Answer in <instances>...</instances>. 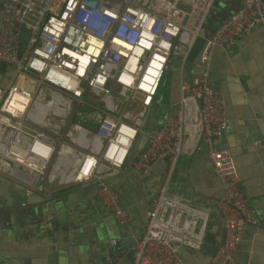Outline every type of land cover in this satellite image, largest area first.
<instances>
[{
  "label": "built area",
  "instance_id": "obj_1",
  "mask_svg": "<svg viewBox=\"0 0 264 264\" xmlns=\"http://www.w3.org/2000/svg\"><path fill=\"white\" fill-rule=\"evenodd\" d=\"M222 6L221 0H0V73L9 75L0 85V176L25 194L46 197L91 180L99 201L124 222L126 210L105 173L126 160L147 170L165 159L143 230L129 243L128 264H185L178 247L203 248L207 215L166 188L177 155L203 151L221 182L207 202L221 215L222 236L202 264H238L233 250L244 225L261 220L231 152L214 143L227 117L209 64L215 46L226 47L255 24L264 29V1L237 0L220 16ZM210 14L217 22L200 35ZM198 36V71L182 76ZM174 58L177 96L143 145V123ZM138 143L143 148L135 151Z\"/></svg>",
  "mask_w": 264,
  "mask_h": 264
},
{
  "label": "crops",
  "instance_id": "obj_2",
  "mask_svg": "<svg viewBox=\"0 0 264 264\" xmlns=\"http://www.w3.org/2000/svg\"><path fill=\"white\" fill-rule=\"evenodd\" d=\"M216 22L214 18L213 25ZM201 42L202 36L197 38L195 53L183 66L182 76L198 71L193 62ZM209 82L221 90L227 117L226 126L214 143L231 152L240 186L261 220L259 225H244L233 258L238 264H264V29L259 24L226 47H214ZM165 167L166 160L158 159L147 170H134L126 160L105 173L126 210L124 222L117 221L99 201L91 180L56 189L51 196L77 192V196L70 198L71 205L65 207V226L37 229V223L21 224L22 218L15 217L9 227L0 222V264H36V260L48 253L62 258L65 264H93V249L96 263L102 264L96 254L109 238L115 239L119 253L111 264H128L129 243L143 230L149 199ZM166 191L187 205L206 211L203 244L213 245L220 233L221 215L207 198L220 193L221 182L213 174L203 151H182L177 155ZM10 192V185L0 184L1 197L16 196ZM57 207L55 204L50 207L54 214H48L47 218L59 212ZM183 255L189 264H202L194 251Z\"/></svg>",
  "mask_w": 264,
  "mask_h": 264
},
{
  "label": "water",
  "instance_id": "obj_3",
  "mask_svg": "<svg viewBox=\"0 0 264 264\" xmlns=\"http://www.w3.org/2000/svg\"><path fill=\"white\" fill-rule=\"evenodd\" d=\"M264 1V0H263ZM221 3H224V6L220 8L218 11V14L220 16H224V14L227 12V6L231 5V8L233 9L237 3V0H221ZM215 18L213 14H210L208 17V21L200 28L199 34L204 35L208 34L212 28L213 23L212 20ZM168 70V69H167ZM166 70V71H167ZM166 74L163 75L158 90L164 85L166 78ZM157 90V91H158ZM157 93V92H156ZM155 102L157 103L154 110L150 111L148 116L145 118V121L143 123L142 127V139L146 137L147 132L165 115L166 110L168 108V100L165 99L164 93L161 94L160 91L155 95ZM141 143V142H140ZM140 143L137 145L140 146ZM134 146V142L131 143L129 147V153L132 152ZM135 158V156H133ZM0 184L1 187L10 185L11 189V195L14 194L16 196H9L8 198H3L0 196V222L3 224V226L9 227L10 223L13 221V217L16 219H21V224L25 223H37L36 228H49L52 226L53 228L55 226H65V207H68L71 205V199L73 198V195L77 196V192L74 190L65 192L61 196H43L38 193L36 194H25L24 188L20 185H14L10 184L9 181L5 180L3 181L2 178H0ZM71 198V199H70ZM23 202L24 205H21L20 203ZM38 204H33V203ZM27 204V205H26ZM58 205L57 209H59V212L55 213L54 216H51L47 218V215L52 213L54 214V211L50 208L51 206L54 207ZM3 216V217H1ZM222 234H218L215 236V240L213 245L204 244L203 248L195 252L198 259H200L201 263H204L207 258H209L210 254L213 253L216 244L218 243V240L221 239ZM106 247V249H105ZM117 246L114 243H104V248H102L97 254L96 257L98 260L102 261V264H111L115 260V256L117 257L119 255L118 252H116ZM179 253L182 256L183 261L185 264H189L184 257L183 253L185 254L188 252V249L184 250V246L178 247ZM129 252V251H128ZM128 253H126V256ZM106 257H108L109 260H106ZM130 258V255H129ZM13 260H10L9 262H12ZM36 264H65L62 262V258L54 257L51 253H48L45 258H41L39 260L35 261ZM5 264H11V263H5Z\"/></svg>",
  "mask_w": 264,
  "mask_h": 264
},
{
  "label": "rangeland",
  "instance_id": "obj_4",
  "mask_svg": "<svg viewBox=\"0 0 264 264\" xmlns=\"http://www.w3.org/2000/svg\"><path fill=\"white\" fill-rule=\"evenodd\" d=\"M178 58H174L172 65L170 69H168L165 74L166 81L162 87L160 88L157 93L163 94L165 99L168 101H172L176 98V92H177V79L179 76V71H178ZM9 79L8 74L0 73V85H4ZM156 93V94H157ZM147 142V138H145L143 145ZM143 148V146H136L135 151H139Z\"/></svg>",
  "mask_w": 264,
  "mask_h": 264
},
{
  "label": "trees",
  "instance_id": "obj_5",
  "mask_svg": "<svg viewBox=\"0 0 264 264\" xmlns=\"http://www.w3.org/2000/svg\"><path fill=\"white\" fill-rule=\"evenodd\" d=\"M199 37L200 36H198L197 38H199ZM197 38L195 39L193 45L191 46V49H190L189 54L187 56V60H189L192 57V55L195 53V46H196L195 44H196Z\"/></svg>",
  "mask_w": 264,
  "mask_h": 264
}]
</instances>
